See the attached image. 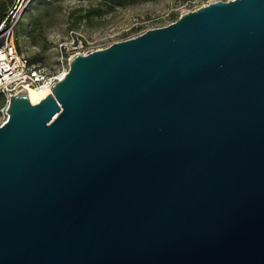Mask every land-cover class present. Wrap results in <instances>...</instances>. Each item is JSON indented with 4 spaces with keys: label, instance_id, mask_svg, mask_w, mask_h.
<instances>
[{
    "label": "water",
    "instance_id": "water-1",
    "mask_svg": "<svg viewBox=\"0 0 264 264\" xmlns=\"http://www.w3.org/2000/svg\"><path fill=\"white\" fill-rule=\"evenodd\" d=\"M5 111L0 264H264V0L77 54Z\"/></svg>",
    "mask_w": 264,
    "mask_h": 264
},
{
    "label": "rangeland",
    "instance_id": "rangeland-1",
    "mask_svg": "<svg viewBox=\"0 0 264 264\" xmlns=\"http://www.w3.org/2000/svg\"><path fill=\"white\" fill-rule=\"evenodd\" d=\"M213 0H156L102 15L86 17L88 9L97 8L95 0H0L9 8L7 23H15L13 42L16 51L32 64L50 71L57 68L61 53L84 48H103L113 42L133 37L147 29L165 26L186 11ZM227 1V0H221ZM36 23V24H35ZM36 25V26H35ZM0 107V124L7 99Z\"/></svg>",
    "mask_w": 264,
    "mask_h": 264
},
{
    "label": "built area",
    "instance_id": "built-area-1",
    "mask_svg": "<svg viewBox=\"0 0 264 264\" xmlns=\"http://www.w3.org/2000/svg\"><path fill=\"white\" fill-rule=\"evenodd\" d=\"M202 5L204 4L200 6ZM14 25L15 23H7V21L0 23V94L4 95L7 100L12 95L24 92L28 87L34 89L52 87L60 79V74L63 73L64 75L68 70V63L73 55L79 54L85 56L93 50L101 49L84 48L82 42H80L78 46L73 47L74 52L61 53L57 68L50 71L45 66L30 63L28 59L16 51L13 42ZM3 115L4 118L7 117L6 111L3 112Z\"/></svg>",
    "mask_w": 264,
    "mask_h": 264
},
{
    "label": "trees",
    "instance_id": "trees-1",
    "mask_svg": "<svg viewBox=\"0 0 264 264\" xmlns=\"http://www.w3.org/2000/svg\"><path fill=\"white\" fill-rule=\"evenodd\" d=\"M95 1L98 2L99 7L88 9V12L86 14L87 18H89L92 15L97 16V15H102L104 13H110L118 8H124L126 6L137 5L146 2H153L156 0H95ZM10 7L11 4L8 6L7 4L0 2V23L3 21H7L9 17L8 11ZM171 19L175 20V17H172ZM3 103H4V98L0 95V107L3 105Z\"/></svg>",
    "mask_w": 264,
    "mask_h": 264
},
{
    "label": "bare ground",
    "instance_id": "bare-ground-1",
    "mask_svg": "<svg viewBox=\"0 0 264 264\" xmlns=\"http://www.w3.org/2000/svg\"><path fill=\"white\" fill-rule=\"evenodd\" d=\"M74 56L75 55H73L72 57H74ZM62 76H63V73L60 74L59 78L61 79ZM21 93H25L27 95L29 102L31 104H36L51 93V87H47L45 89H34L31 87H28V88H26V90H24V92H21Z\"/></svg>",
    "mask_w": 264,
    "mask_h": 264
}]
</instances>
